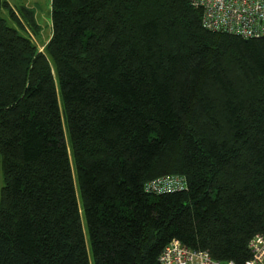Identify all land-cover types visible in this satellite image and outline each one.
Listing matches in <instances>:
<instances>
[{"label":"trees","instance_id":"obj_1","mask_svg":"<svg viewBox=\"0 0 264 264\" xmlns=\"http://www.w3.org/2000/svg\"><path fill=\"white\" fill-rule=\"evenodd\" d=\"M50 8L40 52L18 30L33 13L0 0V264H160L172 240L249 259L264 236V36L209 31L190 0ZM167 175L185 189L144 192Z\"/></svg>","mask_w":264,"mask_h":264},{"label":"built area","instance_id":"obj_2","mask_svg":"<svg viewBox=\"0 0 264 264\" xmlns=\"http://www.w3.org/2000/svg\"><path fill=\"white\" fill-rule=\"evenodd\" d=\"M202 12L203 28L244 39L264 36V0H190ZM185 189L181 176H162L146 182L145 193L164 194ZM249 259L241 264H264V236L254 235L247 245ZM160 264H237L214 259L207 251L193 250L172 240L158 257Z\"/></svg>","mask_w":264,"mask_h":264},{"label":"rangeland","instance_id":"obj_3","mask_svg":"<svg viewBox=\"0 0 264 264\" xmlns=\"http://www.w3.org/2000/svg\"><path fill=\"white\" fill-rule=\"evenodd\" d=\"M5 1L9 4L10 7L13 8L15 12H18V9L20 7H25L29 9L31 13H33V19L37 27L36 29L29 28L23 22V19L20 18L21 21L26 26L25 29L24 25L22 24L24 28V32L21 29H18V26L14 25L13 22L8 19L6 11H2V16L7 19V22L10 26L16 27L21 33L29 36L33 44L38 49V51L40 52L43 51L44 45L48 41L51 35L50 0H5ZM1 186H2V171L0 164V189ZM85 231L86 230L84 227V234Z\"/></svg>","mask_w":264,"mask_h":264}]
</instances>
